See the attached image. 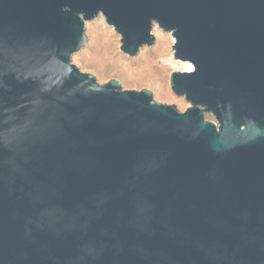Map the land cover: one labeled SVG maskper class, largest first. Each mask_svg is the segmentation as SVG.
Segmentation results:
<instances>
[{
	"label": "water",
	"instance_id": "95a60500",
	"mask_svg": "<svg viewBox=\"0 0 264 264\" xmlns=\"http://www.w3.org/2000/svg\"><path fill=\"white\" fill-rule=\"evenodd\" d=\"M98 14L185 111L71 62ZM0 264H264V0H0Z\"/></svg>",
	"mask_w": 264,
	"mask_h": 264
},
{
	"label": "rangeland",
	"instance_id": "374dc122",
	"mask_svg": "<svg viewBox=\"0 0 264 264\" xmlns=\"http://www.w3.org/2000/svg\"><path fill=\"white\" fill-rule=\"evenodd\" d=\"M84 34L87 37L84 46L71 56V62L81 72L93 74L99 84L117 79L122 89L147 88L156 102L174 104L181 112L190 106L169 86L170 72L190 69L187 62L172 58L170 33L154 25V44L141 46L132 57L119 50V35L105 23L101 14L84 23ZM205 118L214 121L210 114Z\"/></svg>",
	"mask_w": 264,
	"mask_h": 264
},
{
	"label": "bare ground",
	"instance_id": "6f19581e",
	"mask_svg": "<svg viewBox=\"0 0 264 264\" xmlns=\"http://www.w3.org/2000/svg\"><path fill=\"white\" fill-rule=\"evenodd\" d=\"M187 63H188V62H187ZM188 64H189V67H190V69H191V68H192L191 64H190V63H188ZM190 69H189V70H190Z\"/></svg>",
	"mask_w": 264,
	"mask_h": 264
}]
</instances>
